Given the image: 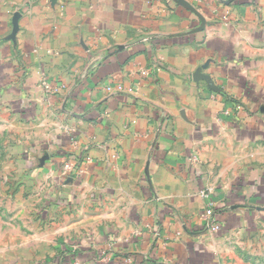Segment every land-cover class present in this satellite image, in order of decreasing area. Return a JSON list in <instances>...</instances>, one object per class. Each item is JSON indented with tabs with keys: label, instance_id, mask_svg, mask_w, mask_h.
<instances>
[{
	"label": "crops",
	"instance_id": "crops-1",
	"mask_svg": "<svg viewBox=\"0 0 264 264\" xmlns=\"http://www.w3.org/2000/svg\"><path fill=\"white\" fill-rule=\"evenodd\" d=\"M71 257L264 264V0H0V264Z\"/></svg>",
	"mask_w": 264,
	"mask_h": 264
},
{
	"label": "built area",
	"instance_id": "built-area-1",
	"mask_svg": "<svg viewBox=\"0 0 264 264\" xmlns=\"http://www.w3.org/2000/svg\"><path fill=\"white\" fill-rule=\"evenodd\" d=\"M45 86L46 83L44 82ZM47 87V90L49 92H51L52 90L50 88ZM107 91L111 94H119L123 91V87L120 83L115 84L114 86H107ZM236 108V106H235ZM224 113H228V111H225ZM187 161L190 164H196L199 162V158L197 155L193 154L191 156H189L187 158ZM75 163V161H73L72 159H65V161H63L62 164V168L63 171L71 173V172H77L80 173L82 172V170L79 168L78 164ZM212 191L211 187H207V188H203L201 189L200 195L203 198H208L210 196V193ZM200 216L202 217V219L204 220V225L207 228V230L211 231V232H217L220 228H221V223L219 222L217 216H216V212L214 210V207L212 206V204L209 202L208 205H206L204 207V209L201 211ZM106 254V252H105ZM134 260L131 257H125L123 259V264H134ZM69 264H81L79 259L74 258L71 262H69Z\"/></svg>",
	"mask_w": 264,
	"mask_h": 264
},
{
	"label": "trees",
	"instance_id": "trees-1",
	"mask_svg": "<svg viewBox=\"0 0 264 264\" xmlns=\"http://www.w3.org/2000/svg\"><path fill=\"white\" fill-rule=\"evenodd\" d=\"M75 257H71V258H68V259H66V262H64L65 264H69V262H71L73 259H74ZM123 259L125 258V257H122ZM122 259V260H123ZM135 258H133V260H134ZM134 262H135V260H134Z\"/></svg>",
	"mask_w": 264,
	"mask_h": 264
},
{
	"label": "rangeland",
	"instance_id": "rangeland-1",
	"mask_svg": "<svg viewBox=\"0 0 264 264\" xmlns=\"http://www.w3.org/2000/svg\"><path fill=\"white\" fill-rule=\"evenodd\" d=\"M67 159H71L70 157L69 158H67ZM52 261V260H51ZM49 262V261H48ZM48 262H46V263H48Z\"/></svg>",
	"mask_w": 264,
	"mask_h": 264
}]
</instances>
